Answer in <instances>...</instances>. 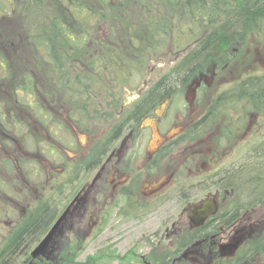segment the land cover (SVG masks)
Listing matches in <instances>:
<instances>
[{
    "label": "flooded vegetation",
    "instance_id": "af4514ba",
    "mask_svg": "<svg viewBox=\"0 0 264 264\" xmlns=\"http://www.w3.org/2000/svg\"><path fill=\"white\" fill-rule=\"evenodd\" d=\"M238 43L229 48L232 57L238 53ZM226 67L225 62L215 64V73L220 81L234 83L233 87L216 91L203 108H186L185 113L191 111L187 117L170 94L161 116L155 115L160 103L130 127L140 116L141 98L152 85L123 105L128 94L138 92L125 88L113 116L96 122L98 131L92 127L94 122L79 127L70 110L60 119L56 118L60 108H55L53 118H46L44 110L40 111L43 117L34 118L31 104L26 105L27 111L22 109L25 117L15 116L14 110L11 116L0 111V256L5 249L8 257L12 255L8 249H22L20 253L26 251L24 264H33L30 249L66 212L47 253L37 260H55L56 249H82L95 237L96 229L118 216L124 225L138 226L136 233L123 238L120 249L124 250L110 256L109 251L120 244L110 239L102 247L91 248L106 250L111 264H264V195L244 201L231 181L254 164L255 156L264 154V97L259 95L256 104L249 97L232 101L234 105L244 102L248 113L234 109L230 123L208 134L214 146L209 168L202 160L207 152L187 149L183 156L186 145L202 144L205 126L216 120L217 113L210 116L216 110L213 100L229 88L238 91L248 78L264 76V70ZM246 89H255L252 81ZM197 90L206 91L203 82ZM245 115L249 123L243 121ZM146 118L155 120L158 131L153 149L151 129L142 126ZM78 134H84L87 141L81 154L67 156V161L66 151H72L73 137ZM225 141L230 144L229 159L221 157ZM28 143L35 151H30ZM184 180L189 181L180 183ZM35 214L39 220L30 225ZM24 227L22 238L12 246ZM3 262L8 264L9 258Z\"/></svg>",
    "mask_w": 264,
    "mask_h": 264
},
{
    "label": "trees",
    "instance_id": "16d2710c",
    "mask_svg": "<svg viewBox=\"0 0 264 264\" xmlns=\"http://www.w3.org/2000/svg\"><path fill=\"white\" fill-rule=\"evenodd\" d=\"M51 1L0 0V111L11 116L14 110L18 116L20 102L31 104L34 115L43 117L41 104L45 103L49 110L63 104L81 128L99 119L111 118L121 103L124 89L143 71L139 67L133 72L125 63L124 57L129 56L131 48L136 50L148 41L163 51L167 40L177 39L173 42L175 45L168 43L165 51L178 57L142 96L144 105L138 109L140 116L131 121L130 127H133L168 95L175 97L182 92L193 77L206 71L212 63L231 62L230 46L241 41L250 27L264 26V0H90L92 5L55 0L60 2L59 11L66 17L61 12L57 14L49 4ZM13 7L21 8L23 13L19 29L8 18ZM120 39L129 46L126 52L120 48ZM28 46L38 55L29 54ZM16 54L30 56L27 62L22 61L25 70L21 81L14 83ZM33 78L38 79V90ZM251 81L255 86L252 91L246 89ZM55 91H59V96L54 95ZM259 95L264 97V76L246 79L238 91L230 88L214 102L249 97L256 104L260 101ZM254 158L251 167L231 179L244 201H254L264 195V154ZM32 220L30 225L36 224L39 215L32 216ZM25 228L15 235L12 246L22 238ZM6 250L0 256V264H5L3 260L8 258V264H24L26 251L8 249L12 252L8 257ZM83 250L63 249L59 258L46 264L111 262L103 249L97 250L92 259L73 258V252L77 251L79 256Z\"/></svg>",
    "mask_w": 264,
    "mask_h": 264
},
{
    "label": "rangeland",
    "instance_id": "374dc122",
    "mask_svg": "<svg viewBox=\"0 0 264 264\" xmlns=\"http://www.w3.org/2000/svg\"><path fill=\"white\" fill-rule=\"evenodd\" d=\"M78 1L85 2L89 5H92V1H90V0H76V2H78ZM113 1H115V0H113ZM49 4H50V6H52L56 9L57 14L59 15L61 12V11H59L60 2L53 0ZM8 7H10V5H8ZM13 8L14 9L12 11V15L9 16L8 18L10 20H12L13 26H15L16 29H19L20 28V22H21V25L23 22V13L21 11V8H18V7L17 8L13 7ZM61 13L66 17V15L63 13V11ZM37 16L39 17L40 15H37ZM29 17H30V15H29ZM262 28H264V26L258 28V25H256V26L250 27L245 32L242 40L237 45L238 53L232 57L233 60L231 62L225 61V65L227 64V67L224 70H226L227 68L229 70H232V71L247 69V70L254 72V71H258V70L259 71L264 70V29H262ZM7 37L8 36L6 35V38ZM167 41L168 42L166 43V46L163 47V51L159 47L153 46V44H151L148 41H146L142 45V47H140L136 50L134 48L130 47L131 51L129 52V56L127 58L124 57V59L126 61L125 63H127V65L129 67L133 68L132 69L133 72H136V70L139 67H142L143 71L140 72V74L139 73L137 74V79H135L134 82L131 85H129V87L127 86L128 88L126 89V91H133L135 88L140 86V84H141V82H142V80L146 74V70L148 69L149 66H155L153 73L150 75V80H151L152 84L157 80V78L161 77V75H163L164 72H166L167 70H169L171 68L172 62H175L176 58L178 56L172 57V53L166 52L165 49L167 48L168 43L174 44L173 42L177 41V39H173V37H171V39L167 40ZM119 44H120V48L126 52V50L128 49L129 46H126V44H123L121 39L119 40ZM169 46H171V45H169ZM27 50L29 51V54H32L35 56L38 55V54H36L34 49L30 46L27 47ZM161 52H163V53H161ZM155 53H157V54H155ZM29 56L30 55H26V54H22L21 56L17 55V54L14 55L15 67H13V70H14L13 73L16 74V76L12 80L14 83L21 81L22 71L25 70V68L23 67L22 61L27 62V58ZM161 61H163L165 63V65L157 67V64H161ZM67 67H68V64L65 63L64 68L67 69ZM33 80H34V85L36 86V89L38 90V79L33 78ZM201 82H203L204 86L206 87L205 92H203L202 90H197V88L199 87ZM218 85H220V86L218 87ZM233 85H234V83L229 84V82H227V81L222 82L218 79V74L215 73V69H214V66L212 63L206 72L200 73L197 76H195L193 78V81L190 84H188L187 86H185L186 88H184L182 90V92L178 93V95L176 96L174 101L180 103L181 112H182L184 117H187L188 114L191 113V111H189L188 113H185L186 108H190V109L191 108H203L205 103L208 101V98L212 94H214L216 91H219V90H225V89H227V87H233ZM54 95H56V97L59 96V91H55ZM226 98H229V96H227ZM189 104H191V105H189ZM3 105L8 107V104L3 103ZM17 105H19L18 106L19 108L17 107L18 116L19 117H22V116L25 117V115L21 112H22V109L27 111L26 105H23L20 102H18ZM41 105L43 106V110H44L42 112H44L46 114L45 115L46 118L55 117L54 112L59 108H60V115L56 114L57 115L56 118L60 119L61 117L65 116L66 114L69 115V112H68L69 110H67L63 104H58L55 107L56 110L47 109L46 107H48V106L45 103H43ZM51 105H53V104H51ZM213 106L216 108V110H213L211 112L210 116L217 113L218 114L217 118L223 117L226 119H217L216 118V120L214 122L210 121L211 123H209L207 126H205V136H200V139L203 140L202 144L200 146H198V145H196V146L186 145V150L183 152V156L185 155L186 151H189L187 149L202 150L203 152H207V153H205L206 158L205 157L202 158V160H205V167H207V168H209L212 165L213 161H211L210 157L208 158V156L211 155V154H209V152H212L214 149V146L212 144V137L208 140V137H209L208 134L212 133L214 129H219L222 123H230L229 119H231L230 117H232L234 109L237 110L238 112L240 111L241 114L248 113V110H249V107L247 105H245L244 102H240V104L234 105V104H232L231 100L226 101V102L222 101V102H219L217 104H215V102L213 100ZM33 114H34V112H33ZM34 116L35 115H33V117ZM243 117L245 118V119H243V121L249 123L250 117H246V115ZM34 118H37V117L35 116ZM63 124H64V122L62 121V125ZM97 124H99V123H96L94 126L92 125V127L98 131L100 129V127ZM85 141H87V139H86V136L84 134H78L75 137H73L74 147L72 148V151H66L69 149L65 148V151L67 152L66 153L67 155H65V160L69 161L68 157L75 158L74 157L75 153L79 154L80 152H82L81 148L84 145ZM225 144L227 145V147H226V149H224V151H222L221 157L222 158L228 157V159H229L231 157V154L229 153L231 151L229 149L230 144H228V142L225 141L224 145H222V146L224 147ZM27 146L29 147L30 151H35L34 147H32L31 144L28 143ZM76 158H78V157H76ZM182 158L183 157L181 156L179 159H182ZM177 173L179 175H181L182 170H177ZM187 181H189V180H184V181H181L180 183H186ZM37 196H39V194ZM121 220L122 219H120L118 216L117 217L113 216V218H110L109 223L106 226L100 227L99 230L96 229L95 230L96 231L95 237H93L92 241L88 242V244L85 245V247H86L85 251L84 250L81 251L80 254H78L79 256L74 255L73 258L77 259V260H83L86 257H90V255H92V253H95L96 250H101V249H91L92 247H94V248L102 247L106 243H108L109 239L114 241V243L120 242V244H118L117 248H115L112 251V253H114L115 256L119 255L118 253H121L124 250V249H120L124 245L123 238L132 235L133 232L136 233V230H138L137 229L138 226H135L133 223H130L131 226H129L126 223H125L126 225H124V223ZM141 225H142L141 229L144 231L143 221L141 222ZM97 231H101V232L99 234H96ZM62 250L63 249H56L55 260H56V258L60 257V252H62ZM28 251L30 252V250H28ZM111 255H113V254H111ZM55 260H53V261H55ZM44 262H49V261H48V259H45L44 261L35 260V262L33 264H37V263L42 264ZM112 264H117V262L114 261Z\"/></svg>",
    "mask_w": 264,
    "mask_h": 264
},
{
    "label": "water",
    "instance_id": "95a60500",
    "mask_svg": "<svg viewBox=\"0 0 264 264\" xmlns=\"http://www.w3.org/2000/svg\"><path fill=\"white\" fill-rule=\"evenodd\" d=\"M162 65H165V63L163 61H161V64H157V67H160ZM155 68V66H149V68L146 70V75L144 77V79L141 82V87L137 89L138 92L135 93H131L128 96L125 97V100L123 102V105H126L128 102H130L131 100L136 99L139 96V92L145 90L147 88V86L150 83V75L152 70ZM167 100H165L160 107L155 110V115L157 117L161 116L162 112L164 111L166 104H167ZM142 126H149L151 129V142H150V148L153 149L155 148V146L157 145V139H158V131L155 125V120L153 119H145L142 122ZM66 212H64V214L56 221V223L53 225V227L51 228V230L48 232V234L45 236V238L38 244V246L33 249V251L31 252V257L37 258L39 256H45V254L47 253V246L49 244V242L51 241L55 230L59 227L60 223L63 221L64 217H65Z\"/></svg>",
    "mask_w": 264,
    "mask_h": 264
}]
</instances>
